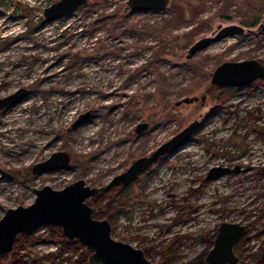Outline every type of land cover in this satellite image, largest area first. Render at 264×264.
<instances>
[{"label": "rangeland", "instance_id": "374dc122", "mask_svg": "<svg viewBox=\"0 0 264 264\" xmlns=\"http://www.w3.org/2000/svg\"><path fill=\"white\" fill-rule=\"evenodd\" d=\"M54 1L0 0V23L8 24L0 26V97L21 86L30 91L0 107V217L34 201L35 187L61 188L78 178L105 184L199 119L182 147L122 187L134 199L103 217L116 237L143 247L156 264H207L221 222H238L246 227L235 246L240 259L222 264H264V76L246 86L211 81L225 60L264 62V0H169L165 8L146 10H132L127 0H87L47 20L44 9ZM231 23L244 25V32L189 54L195 41ZM194 95L199 99L176 104ZM85 111L87 119L75 125ZM14 114L21 128L5 130L1 121ZM39 120L49 132L23 130ZM140 121L150 122L142 132L135 129ZM22 133L41 141L32 145ZM60 149L69 152L68 165L32 171ZM214 166L229 170L208 179ZM105 192L95 193L94 203L108 208ZM78 250L59 225L44 223L16 252L0 253V264H76Z\"/></svg>", "mask_w": 264, "mask_h": 264}, {"label": "water", "instance_id": "95a60500", "mask_svg": "<svg viewBox=\"0 0 264 264\" xmlns=\"http://www.w3.org/2000/svg\"><path fill=\"white\" fill-rule=\"evenodd\" d=\"M87 0H56L44 9L47 20L55 19L69 13ZM169 0H127V7L132 10L165 8ZM262 25V24H261ZM264 29V24L260 29ZM244 25L231 23L221 26L219 30L195 41L189 48L193 54L213 41L226 36L244 32ZM264 76V62L258 58H243L225 60L217 65L211 81L217 85L246 86L257 78ZM29 89L21 86L14 92L0 97V107L14 104L29 94ZM205 100L206 94L202 95ZM199 96H185L176 101L191 102ZM89 111L80 113L75 125L84 122ZM149 121H140L136 131L142 132L149 126ZM201 125L195 119L175 133L171 138L160 143L149 154L135 158L123 171L115 174L105 184H90L85 178L70 181L64 187L55 188L50 184L35 187L36 197L29 204L10 206L0 217V253L12 251L18 234L22 231L32 232L44 223L61 226L70 240H79L89 251V264H156L147 255L145 249L112 234V223L107 217L98 216V206L88 199L95 193L110 190L115 185L128 186L136 179L144 167L161 156L172 153L182 147ZM70 154L66 150H56L48 158L32 165L34 173H43L68 165ZM229 170L226 166H214L208 174V179L215 178ZM246 232V227L238 222H221L214 245L206 253L204 260L208 264L234 263L239 255L234 250L235 244ZM2 264H7L6 262Z\"/></svg>", "mask_w": 264, "mask_h": 264}, {"label": "trees", "instance_id": "16d2710c", "mask_svg": "<svg viewBox=\"0 0 264 264\" xmlns=\"http://www.w3.org/2000/svg\"><path fill=\"white\" fill-rule=\"evenodd\" d=\"M258 18H259V16H256V18L254 20H251V21L249 20L247 22V24L248 25L255 24L258 21ZM155 162H153V163H155ZM104 194L109 195V207L105 208L103 206V208L100 210V215H106L107 217H110V218L113 217L114 212H116L119 208L123 207L124 205L128 204L130 201H132L134 199L132 194H125L121 190V188H119L118 186L114 187L112 190L106 191ZM110 194H111V196H110ZM75 244H76L77 249H79L78 255L75 258L76 264H89L87 261L88 251L85 249V246L83 244H81L80 242H75ZM17 245L18 246L20 245V241L17 242L16 246ZM53 253H55V252H53ZM70 257L71 256L68 255L67 258H70ZM62 264H68V262L67 263L65 262Z\"/></svg>", "mask_w": 264, "mask_h": 264}, {"label": "bare ground", "instance_id": "6f19581e", "mask_svg": "<svg viewBox=\"0 0 264 264\" xmlns=\"http://www.w3.org/2000/svg\"><path fill=\"white\" fill-rule=\"evenodd\" d=\"M10 16V15H9ZM12 18V17H11ZM2 19V18H1ZM5 19V18H4ZM10 20V19H9ZM8 21V20H7ZM1 22V21H0ZM9 22V21H8ZM7 23V22H6ZM13 23V22H12ZM11 23V24H12ZM17 23V22H16ZM2 24H3V22H2ZM2 24L0 23V26H2ZM10 24V23H9ZM8 25V24H7ZM7 25H3L2 27L3 28H5V27H7ZM16 25V24H15ZM11 26V25H10ZM13 26V25H12ZM47 27V26H46ZM17 28V27H16ZM48 28V27H47ZM9 29V28H8ZM1 30H3V29H1ZM6 30V29H5ZM4 30V31H5ZM10 30V29H9ZM11 30H12V28H11ZM39 30V29H38ZM43 30H45V29H43ZM47 30V29H46ZM49 30V29H48ZM7 31V30H6ZM44 31H42V33H43ZM36 33V32H35ZM48 33V32H47ZM19 34V33H18ZM44 34H46V33H44ZM50 34V33H49ZM43 36V35H42ZM45 36V35H44ZM38 37V36H37ZM46 37V36H45ZM40 38V37H39ZM43 39V38H42ZM41 40V39H40ZM47 41V40H46ZM41 43H42V41H41ZM26 45V44H25ZM39 46V45H38ZM42 46V45H41ZM28 47V46H27ZM37 47V46H36ZM50 47V46H49ZM41 48V47H40ZM28 49H29V47H28ZM33 49H35V48H33ZM44 49V48H43ZM46 49V48H45ZM48 49V48H47ZM36 51V50H35ZM37 51H39V50H37ZM51 64V63H50ZM35 65H36V63H35ZM40 66V65H39ZM46 66V65H45ZM60 68V67H59ZM35 69H36V67H35ZM62 69V68H61ZM61 69H59V70H57L58 72L61 70ZM53 70H54V68H53ZM52 70V71H53ZM48 71H50V70H48ZM51 71V72H52ZM48 73H50V72H48ZM56 73V72H55ZM51 74V73H50ZM49 75V74H48ZM51 77V76H50ZM6 78H8V77H6ZM13 79V78H12ZM47 80V79H46ZM6 81H7V79H6ZM8 82H9V80H8ZM59 91V90H58ZM61 92V91H60ZM60 95V94H59ZM74 95V94H73ZM77 95V94H76ZM75 95V96H76ZM63 96V95H62ZM67 96V95H66ZM49 97V96H48ZM72 97V96H71ZM37 98V97H36ZM68 98V97H67ZM70 98V97H69ZM54 99V98H53ZM74 99H76V98H74ZM73 99V100H74ZM50 100V99H49ZM40 101V100H39ZM38 101V102H39ZM64 101V100H63ZM66 101H67V99H66ZM46 102V101H45ZM52 103H53V100L51 101ZM60 102V101H59ZM65 102V101H64ZM71 102V101H70ZM42 103V102H41ZM50 103V102H49ZM68 103V102H67ZM69 104V103H68ZM17 106V105H16ZM50 107H51V105H50ZM65 107H67V105L65 106ZM43 108V107H42ZM41 108V109H42ZM69 108V107H68ZM17 109H20V108H17ZM40 109V110H41ZM52 109V108H51ZM70 109V108H69ZM43 110V109H42ZM53 110H54V108H53ZM58 110V109H57ZM10 112V111H9ZM14 112V111H13ZM59 112V111H58ZM8 113V112H7ZM15 113V112H14ZM20 113V112H19ZM25 113V112H24ZM47 113H48V111H47ZM13 114V113H12ZM20 115V114H19ZM30 115H32V114H30ZM29 115V116H30ZM38 115V114H37ZM57 115H58V113H57ZM11 116V115H10ZM22 116V115H21ZM51 116V115H50ZM59 116V115H58ZM5 117V116H4ZM6 117H7V115H6ZM20 117V116H19ZM43 117V113H41L40 115H39V118H42ZM47 117V116H46ZM22 118V117H21ZM25 118V117H24ZM24 118H22V120L24 119ZM33 118H34V116H33ZM33 118H31V119H33ZM54 118V117H53ZM57 118H59V117H57ZM26 119V118H25ZM30 119V118H29ZM63 119V118H62ZM19 120L20 119H18V116L16 115V114H14V115H12L11 117H9V118H5V119H3V121H1V123H4L3 124V127L5 126V130H9V129H14L13 131L15 132L16 130H17V128H19L20 127V125H19ZM58 120V119H57ZM53 121V120H52ZM64 121V120H63ZM23 122V121H22ZM30 122H31V120H30ZM35 122V121H34ZM61 122V121H60ZM26 123V122H25ZM28 123V122H27ZM27 123L26 124H24V126L26 125L27 126ZM50 124H51V122H49ZM23 124V123H22ZM25 126V127H26ZM47 126V124L46 125H44V123L42 122V121H36V124H35V126H30V127H28L27 129L25 128V129H23V130H25V132L26 131H28L29 132V130L31 131L34 127H36L37 129H41V130H44V131H48L49 132V128H45ZM57 126V125H56ZM56 126H54V127H56ZM48 127V126H47ZM51 127H52V125H51ZM21 128V127H20ZM1 129H3V128H1ZM51 129V128H50ZM54 129V128H53ZM12 131V130H11ZM22 131V130H21ZM18 132V131H17ZM52 132V131H51ZM9 133H11V132H9ZM35 133H37V132H35ZM44 133V132H43ZM79 133V132H78ZM81 133V132H80ZM87 133V132H86ZM12 134V133H11ZM16 134V133H15ZM20 134V133H19ZM22 134H24V133H22ZM27 133H25L24 135H22V136H24L25 138L27 137V136H25ZM41 134V133H40ZM45 134V133H44ZM28 135V134H27ZM29 135H31V134H29ZM87 135V134H86ZM90 135V134H89ZM18 136V135H17ZM32 136V135H31ZM39 136V135H38ZM51 136V135H50ZM79 136V135H78ZM88 136V135H87ZM21 137V136H20ZM20 137L18 138L19 140H20ZM40 137V136H39ZM47 137V136H46ZM13 138H14V135H13ZM29 137H27L26 139H28ZM51 138V137H50ZM53 138H54V136H53ZM25 139V140H26ZM30 140H31V144L33 145H37L38 146V143H39V141H41V140H39L38 142H36L35 140H34V137L32 136V137H30L29 138ZM83 138H81V140H82ZM16 141V140H15ZM23 141V140H22ZM43 141V140H42ZM49 141H51V140H49ZM21 141H19V143H20ZM11 143V142H10ZM17 143V142H16ZM18 143V144H19ZM27 143V142H26ZM47 143V142H46ZM54 143V142H53ZM78 143V142H77ZM13 144V143H12ZM21 144V143H20ZM30 144V143H29ZM24 145V144H23ZM28 145V144H27ZM47 145V144H46ZM79 145V144H78ZM20 146V145H19ZM26 146V145H25ZM31 146V145H30ZM48 146V145H47ZM21 147V146H20ZM41 147V146H40ZM51 147V146H50ZM17 148V147H16ZM29 148V147H28ZM19 149V148H18ZM24 149V148H23ZM30 151L32 150L33 151V148L32 149H29ZM34 150H36V149H34ZM19 152H21V151H19ZM29 152V151H28ZM34 152V151H33ZM11 153V152H10ZM15 153V152H14ZM16 153H18V152H16ZM24 153V152H23ZM31 154V153H30ZM14 154H12V156H13ZM11 156V155H10ZM18 156V155H17ZM23 156H25V155H23ZM31 156V155H30ZM15 157V156H14ZM19 157V156H18ZM25 159V158H24ZM1 186V185H0ZM1 191H2V188L0 189ZM1 191H0V193H1ZM5 192V191H4ZM3 194V193H2ZM3 196V195H2ZM9 198V197H8Z\"/></svg>", "mask_w": 264, "mask_h": 264}, {"label": "flooded vegetation", "instance_id": "af4514ba", "mask_svg": "<svg viewBox=\"0 0 264 264\" xmlns=\"http://www.w3.org/2000/svg\"><path fill=\"white\" fill-rule=\"evenodd\" d=\"M155 162V161H154ZM153 163V162H152ZM152 163H150V164H148V165H146L145 167H144V169L138 174V176L136 177V179L135 180H133L129 185H133L134 184V182L136 181V180H138V178L141 176V174H143L144 172H146L149 168H150V166H151V164ZM128 185V186H129ZM116 186H118L119 188H121V190L123 191V189H122V187H126V186H123V185H121V184H119V185H115L114 187H116ZM113 187V188H114ZM112 188V189H113ZM112 189H110V190H112ZM107 191H109V190H107ZM105 192V191H104ZM101 193V192H100ZM99 193V194H100ZM99 194H96L97 196L99 195ZM102 194H103V191H102ZM97 197L96 196H94V194L88 199V201L91 203V204H94V205H96V206H98V208H99V212H98V216H100V217H103V215H100V210L103 208V206L102 205H100V204H95L94 202H95V199H96ZM110 220V219H109ZM111 221V220H110ZM111 223H112V231H113V222L111 221ZM61 227V226H60ZM61 230H62V228H61ZM28 233H30V232H26V231H22V232H20L19 234H18V238H17V241H16V243H15V245H14V247H13V249H12V251H10V252H8V253H12L13 251L14 252H16L17 251V247H19L18 245L16 246V244H17V242L18 241H21L22 240V238L26 235V234H28ZM112 234H113V232H112ZM21 235L23 236L22 238H20L21 237ZM114 235V234H113ZM115 236V235H114ZM62 237L64 238V239H66L67 240V242L68 243H75V242H80L79 240H70L69 238H68V236L63 232V230H62ZM81 243V242H80ZM82 244V243H81ZM85 246V245H84ZM235 246H236V244H235ZM235 246H234V250L236 251V249H235ZM85 249H86V247H85ZM87 250V249H86ZM88 251V250H87ZM13 252V253H14ZM8 253H4V254H8ZM237 253V252H236ZM76 255H78V254H76ZM88 255H89V251H88ZM77 257V256H76ZM75 257V258H76ZM239 259H240V256H239ZM238 259V260H239ZM87 260H88V256H87ZM205 261V260H204ZM4 263V262H3ZM207 263V262H206ZM2 264V263H1ZM8 264V263H7ZM208 264V263H207Z\"/></svg>", "mask_w": 264, "mask_h": 264}]
</instances>
